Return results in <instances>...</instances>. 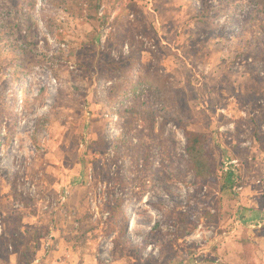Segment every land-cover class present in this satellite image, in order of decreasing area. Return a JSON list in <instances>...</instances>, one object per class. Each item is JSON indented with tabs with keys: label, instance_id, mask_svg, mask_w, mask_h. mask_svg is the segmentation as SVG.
Here are the masks:
<instances>
[{
	"label": "rangeland",
	"instance_id": "obj_1",
	"mask_svg": "<svg viewBox=\"0 0 264 264\" xmlns=\"http://www.w3.org/2000/svg\"><path fill=\"white\" fill-rule=\"evenodd\" d=\"M263 147L264 0H0V264H264Z\"/></svg>",
	"mask_w": 264,
	"mask_h": 264
},
{
	"label": "trees",
	"instance_id": "obj_2",
	"mask_svg": "<svg viewBox=\"0 0 264 264\" xmlns=\"http://www.w3.org/2000/svg\"><path fill=\"white\" fill-rule=\"evenodd\" d=\"M103 0H90L92 8L96 11L102 6ZM254 122V121H253ZM255 123V122H254ZM257 124L255 126V138L259 141L261 138V133L257 129ZM185 153L188 157L190 163L191 171L196 180L201 182H207L210 184L218 183V170L217 161L210 151L212 145V136L207 133H199L194 131H185ZM125 142V140H124ZM264 151V147L262 148ZM232 177L229 173V179ZM111 231L117 229V226L123 225L127 227L125 212L121 209L119 203L111 208ZM130 246V242H126Z\"/></svg>",
	"mask_w": 264,
	"mask_h": 264
},
{
	"label": "crops",
	"instance_id": "obj_3",
	"mask_svg": "<svg viewBox=\"0 0 264 264\" xmlns=\"http://www.w3.org/2000/svg\"><path fill=\"white\" fill-rule=\"evenodd\" d=\"M246 205H249V207H257L254 202L253 199L249 198V196H244L243 200H242Z\"/></svg>",
	"mask_w": 264,
	"mask_h": 264
},
{
	"label": "built area",
	"instance_id": "obj_4",
	"mask_svg": "<svg viewBox=\"0 0 264 264\" xmlns=\"http://www.w3.org/2000/svg\"><path fill=\"white\" fill-rule=\"evenodd\" d=\"M232 164H235V162H228V163H225V168H226V170L228 169V167L230 166V165H232ZM242 191V188L241 187H239V188H237V192H241ZM241 214V213H240ZM260 221V220H259ZM263 221V220H262ZM256 224L259 226V225H261L260 224V222H256ZM255 225H253V227H254Z\"/></svg>",
	"mask_w": 264,
	"mask_h": 264
},
{
	"label": "bare ground",
	"instance_id": "obj_5",
	"mask_svg": "<svg viewBox=\"0 0 264 264\" xmlns=\"http://www.w3.org/2000/svg\"><path fill=\"white\" fill-rule=\"evenodd\" d=\"M132 226H135V224H134V223H132Z\"/></svg>",
	"mask_w": 264,
	"mask_h": 264
}]
</instances>
